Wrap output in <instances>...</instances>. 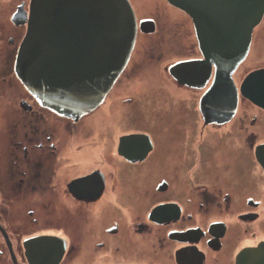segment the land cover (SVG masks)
Masks as SVG:
<instances>
[{
  "label": "flooded vegetation",
  "instance_id": "obj_1",
  "mask_svg": "<svg viewBox=\"0 0 264 264\" xmlns=\"http://www.w3.org/2000/svg\"><path fill=\"white\" fill-rule=\"evenodd\" d=\"M29 5L0 0V264H258L264 109L243 104L239 93L232 119L205 120L201 99L214 69L202 88L169 72L173 63L203 58L197 37L189 38L191 17L173 5L184 22L165 13L137 16L153 19L155 32L138 29L104 102L76 119L41 105L15 73ZM159 32L140 46V34ZM174 48L186 56L168 66V75L184 94L168 106L141 95L133 76L153 51L162 56ZM125 88L132 95L118 98ZM102 111L105 119L85 121ZM140 190L146 196L137 199Z\"/></svg>",
  "mask_w": 264,
  "mask_h": 264
},
{
  "label": "water",
  "instance_id": "obj_2",
  "mask_svg": "<svg viewBox=\"0 0 264 264\" xmlns=\"http://www.w3.org/2000/svg\"><path fill=\"white\" fill-rule=\"evenodd\" d=\"M167 1L191 17L203 55L174 63L169 72L202 88L214 69L201 109L205 120L229 121L239 103L233 74L250 52L264 0ZM139 28L153 33L156 24L138 22L130 0H30L15 73L41 105L77 119L104 102L129 62ZM240 93L264 109V67L245 76ZM258 151L260 159L264 144Z\"/></svg>",
  "mask_w": 264,
  "mask_h": 264
},
{
  "label": "rangeland",
  "instance_id": "obj_3",
  "mask_svg": "<svg viewBox=\"0 0 264 264\" xmlns=\"http://www.w3.org/2000/svg\"><path fill=\"white\" fill-rule=\"evenodd\" d=\"M133 2L134 8L136 9L137 16L141 18L142 16H156L159 14H167L169 19H177V22H184L185 16H181L179 12L174 9L170 3L166 0H131ZM188 24L190 27L191 34L189 38L192 42H196L195 31L193 27L192 19L188 18ZM163 26L161 24L160 28ZM179 28L183 29L182 26L178 25ZM161 36V32L158 34L153 35H144L140 34L138 41L140 40V46L144 45L145 42H154L158 40ZM188 40V37L186 39ZM167 44L162 43L161 48H165ZM145 55L143 54L142 57ZM186 56V52L184 50H180L179 48L170 49L168 52H165L162 56L160 51L156 49L153 51V58L144 60V66L141 69V73L135 75L133 77H138L135 81V88L143 94H149L154 96L159 102L164 105L171 106L175 102V97L184 94V91H179L175 89V86L172 84L170 80V76L168 75V66L176 61L179 58ZM264 67V16L261 22L254 28L253 40L249 55L247 58L240 64L237 71L234 74V78L239 82L252 70ZM132 78V77H128ZM124 92V93H123ZM123 93L122 97L132 95V90L129 88H125L121 91L118 95V98ZM246 99V98H245ZM247 101H243V104H247L246 102H251L250 100L246 99ZM194 104L195 113L199 118V108H197L198 99L196 98ZM178 109V108H175ZM194 116V113H193ZM106 113L102 111L100 116L93 115L89 116L85 119L88 120H100V118L105 119ZM182 119V118H181ZM189 121V118L187 117ZM148 124L142 125L143 128H147ZM85 130H87L85 128ZM186 131L183 130L179 132L180 135H185ZM130 176V175H129ZM128 181L125 182L126 185ZM124 191V195L131 196L129 189L127 187H122ZM136 195L135 198L142 199L146 196L145 191H134ZM140 201V200H139Z\"/></svg>",
  "mask_w": 264,
  "mask_h": 264
},
{
  "label": "clouds",
  "instance_id": "obj_4",
  "mask_svg": "<svg viewBox=\"0 0 264 264\" xmlns=\"http://www.w3.org/2000/svg\"><path fill=\"white\" fill-rule=\"evenodd\" d=\"M131 4H132V3H131ZM132 6H133V5H132ZM133 8H134V7H133ZM134 10H135V9H134ZM136 16H137V14H136ZM192 22H193V21H192ZM193 25H194V24H193ZM253 34H254V32H253ZM136 40H137V39H136ZM252 40H253V39H252ZM135 44H136V43H135ZM251 45H252V44H251ZM248 55H249V54H248ZM129 60H130V59H129ZM173 64H174V63H173ZM171 65H172V64H171ZM171 65H170V66H171ZM170 66H169V67H170ZM239 66H240V65H239ZM239 66H238V67H239ZM259 68H262V67H259ZM237 69H238V68H237ZM256 69H258V68H256ZM123 71H124V70H123ZM236 71H237V70H236ZM236 71H235V72H236ZM250 72H251V71H250ZM234 74H235V73H234ZM234 74H233V78H234ZM244 78H245V77H244ZM244 78H243V79H244ZM243 79H242V81H243ZM234 80H235V79H234ZM242 81H240V85H241ZM240 85H239V87L237 86L239 93H240ZM240 94H241V93H240ZM241 96H242V95H241ZM242 97H243V96H242ZM243 99L246 100L244 97H243ZM246 101H247V100H246ZM248 102H249V101H248ZM251 103H252V102H251Z\"/></svg>",
  "mask_w": 264,
  "mask_h": 264
},
{
  "label": "bare ground",
  "instance_id": "obj_5",
  "mask_svg": "<svg viewBox=\"0 0 264 264\" xmlns=\"http://www.w3.org/2000/svg\"><path fill=\"white\" fill-rule=\"evenodd\" d=\"M90 180H95V179H89V181ZM258 258H262V259H264V250H259V257ZM259 260H261V259H259ZM252 262L254 263V264H256L253 260H252ZM244 264H251L250 262H246V263H244ZM261 264V263H260Z\"/></svg>",
  "mask_w": 264,
  "mask_h": 264
}]
</instances>
